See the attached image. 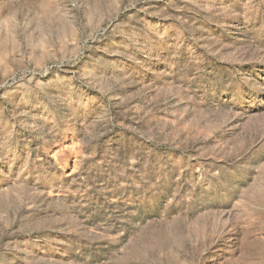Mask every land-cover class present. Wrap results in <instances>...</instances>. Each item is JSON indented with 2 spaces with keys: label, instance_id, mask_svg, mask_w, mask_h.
Listing matches in <instances>:
<instances>
[{
  "label": "rangeland",
  "instance_id": "rangeland-1",
  "mask_svg": "<svg viewBox=\"0 0 264 264\" xmlns=\"http://www.w3.org/2000/svg\"><path fill=\"white\" fill-rule=\"evenodd\" d=\"M0 264H264V0H0Z\"/></svg>",
  "mask_w": 264,
  "mask_h": 264
}]
</instances>
